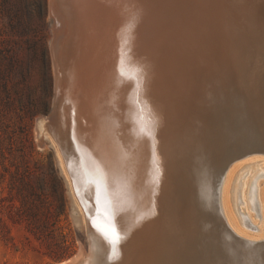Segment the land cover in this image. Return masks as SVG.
I'll list each match as a JSON object with an SVG mask.
<instances>
[{
  "label": "rangeland",
  "instance_id": "374dc122",
  "mask_svg": "<svg viewBox=\"0 0 264 264\" xmlns=\"http://www.w3.org/2000/svg\"><path fill=\"white\" fill-rule=\"evenodd\" d=\"M129 4V9L126 3L122 4L124 7L118 4L116 14L112 16L115 24H112V31L109 30L120 56L118 67L114 71L115 78L104 76V86L108 89L104 94H112L116 96V100L112 95L110 98L106 97L100 108L104 111L102 113L117 119L113 138H116V143L125 157V151L134 139L129 138L131 133L130 124L127 122V100L131 95L133 103L137 104L139 100L134 97L148 92L149 110L146 116L142 117L139 114L140 109H136L135 112L139 115H136L138 121L135 125L154 134L147 139L148 142L151 138L154 139L149 142L152 147H149V160L151 165L154 164L152 167H156L155 170L160 169L157 175L164 179L165 188L176 183L182 185V177L185 175L182 147L185 139H190L193 135H187L189 127L205 134L203 143L210 154L207 155V169L210 171L207 180H211L212 175L218 173V169H211L209 166L212 165L209 164L213 160L216 164L222 163L228 146L227 150L235 155L240 152L241 144L247 148H257L255 146L258 145L252 142V136L264 137V107L263 114H259L258 110L255 112V103L246 101V107L252 110L249 111V119H244L243 127L247 126L246 129L256 131L257 134L249 132L243 137L233 118L237 106L235 101L230 100L234 96L237 98L238 88L234 85L227 86V79L222 82L220 79L227 71L232 74L233 81L237 82L243 75H249L251 68L259 66V85L263 95L261 92L257 94L248 83L243 87L246 92L254 91L250 95L255 97L259 104L264 101V0H131ZM125 7L127 9H124ZM62 24L63 22L55 21L51 14L50 0H0V264H58L75 255L81 244L88 251V230L79 223L74 213L67 175H63L59 166L57 146L49 139L42 140L37 137L40 121L45 122V127L52 129L55 128V123L57 126L59 123L60 126L55 129H59V134L62 135L64 131L65 139L70 142L74 138L73 134H76L74 132L89 136L90 114L87 105L84 102L78 110L74 104L82 100L80 94L73 97L60 96L57 119L55 117L53 120L50 112L55 100V50L52 48L56 40L55 35L62 34ZM119 24L125 25L123 27L126 29ZM62 47H66L65 42ZM68 63L61 59L58 67L62 76L60 81L65 80ZM136 74L137 76H134ZM131 85V90H134L132 92ZM211 91L216 92L215 99ZM149 116L152 117L150 121ZM154 118L158 122L151 126ZM225 136L228 139H225ZM137 137L140 138V135ZM262 139L264 141V138ZM224 142L226 145H223ZM153 143L155 147L152 146ZM261 146H264L263 142L259 147ZM77 147L79 149L78 145ZM91 152L83 153L79 150L75 156L78 155L79 160L83 162L86 158H91ZM123 156L120 160L125 169L122 185L126 187L124 183L127 179V162ZM253 157L264 159L263 154ZM250 165L249 169L247 165L240 167L237 176L234 175L237 179L233 182L234 186L231 185L234 189H230V195L232 210L237 221H240V226L246 232L255 234L258 231L242 222L239 213L248 210L252 220L263 228L264 225L256 211L250 206L244 210L239 201L243 177L249 171L257 174L256 163ZM261 166L264 168V164ZM111 167L109 163L102 165L106 172L105 180L102 181L104 187L100 191L101 203L91 205L92 218L99 220L103 225L98 226L101 228L99 264H121V239L116 245L111 243L113 232L117 236L122 233L119 228L114 227L115 213L111 210V203L114 202V197L116 198V188H113L115 179L109 172ZM240 173L243 174L239 175ZM258 176L259 180L264 181V175ZM92 185L98 189L99 184L96 186L94 183L85 182L87 191ZM226 193L225 188L224 196ZM245 198L247 200V193ZM185 201L188 204L192 202L191 205L195 208L193 212L198 216L197 222L191 223L190 228L201 226L207 232L201 238L196 236L197 232H193V238L188 241L189 245L192 243L190 249L201 252L206 257L210 256V260H206L208 264H264V244L260 247H248L227 237L205 213L209 211L208 206L198 203L195 197L192 201L185 198ZM92 227L95 229L93 225ZM230 256L239 261H230Z\"/></svg>",
  "mask_w": 264,
  "mask_h": 264
},
{
  "label": "bare ground",
  "instance_id": "6f19581e",
  "mask_svg": "<svg viewBox=\"0 0 264 264\" xmlns=\"http://www.w3.org/2000/svg\"><path fill=\"white\" fill-rule=\"evenodd\" d=\"M130 2L131 0H50V9H51V14L54 16V20L63 22L62 30L59 28L62 34L61 36L55 35L56 40H54L55 41L54 47L52 48L55 50L53 53L55 54L54 55L55 56L54 57L55 100L53 103L51 116L52 118H54L53 120H55V117L57 119L56 115L58 111V99L60 98V96L73 97L76 94H80V96H82L81 98L82 100L80 102L77 101L74 103L75 105H77L78 110L81 108L80 106H82V104H84L85 102L90 114V122L88 125L89 136H86V134L82 135V133L79 134L77 132H74L76 134H73L74 138L72 139V142L65 139L64 131H63V135L61 133L60 135L59 129L58 130L55 129L56 127L60 126L59 123L58 126L55 123L54 126L55 125L56 126L53 129L50 127H45V122L43 121H40L38 123L39 129L37 130V137L38 138L40 137L42 140L49 139L54 146H57L56 149H57L59 166L63 175L65 174L67 175V178L66 177L65 178L67 180L68 186H70L69 191L72 197L74 213L76 214V218L79 221V223L86 226V229L88 230V243H89V246L87 247L88 251H86L83 245L81 244L75 255L58 264H99L101 262V255H100L101 228L98 226L100 225L102 227L103 225L99 220H94L92 218L91 205L93 204L98 205L99 203H101L100 197H102V194L100 193V191L104 187L102 185L103 184L102 181L105 180L104 173L106 172L105 170L102 169V165L104 163H109L112 166L109 172L111 173V176L114 177L115 179L113 183V188H116L115 190L116 198L114 197V202L112 201L113 203H111L113 204V208L111 207L112 208L111 210H113V212L115 213L113 218L114 227L119 228V230H121L122 232L119 236L121 237L120 245L122 247V251H121L122 254L120 256L121 264H175L176 251L174 252V250L176 248V245L181 246L184 240L183 239L184 232L183 229L181 230L180 221H179L180 215H182L183 212L188 222H190V219L188 218H194L195 215L197 216V214L193 212L195 208H193V206L191 205L192 202H190V204L186 203L185 198H187V200L191 199L192 201L193 197H195L198 200V203L200 202V204L205 205L208 204V201L211 197L210 187H207L208 185L206 183L207 177L209 176L208 173L210 172V171L208 172L207 169V164L209 163L207 162V160L210 154L207 153L209 151L208 149H206V145L203 143V139L205 137L203 131L196 130L193 127L192 128L189 127L187 135L190 136L192 133L193 135L189 137L190 139L187 138L185 139V143L182 147L184 154V156H182L183 158L182 162L184 165V173H185V175L182 177V182H181L182 185H180V183H176L175 185L168 186L166 189L164 179H162L161 176L157 175L158 174L157 171L160 169L155 170L156 167L153 168L152 165L154 166V164L152 163L151 165V162L149 160L151 156V151L149 149L150 147L149 142H151V140L154 139L151 138L149 142L148 140L151 137V134L152 137L154 134L152 132L148 133V131H145V129L142 130L141 128H138L135 125V122L138 121L136 120L137 117L136 115L141 114V116L144 117L146 116V112L149 110L148 107L149 104H147L149 102L147 99V97H149L148 92L140 93L137 94L136 96L134 95L135 96L134 98L136 100H139L137 104L133 103V99L131 95L127 100L128 102L127 108L129 111L126 112L128 115L127 122L128 124H130V133H131V135L129 134V138L133 137L134 139L133 140L131 139L133 143H130L127 148V151H125L126 152L125 157L122 154L123 151L116 143L115 140L116 138H113L114 137L113 132L114 129H116L117 119L112 118L110 115H107L106 113L105 114L102 113L103 110L100 108V106L103 104L102 101H104L106 97L110 98L112 95V94L110 95L104 94L106 91H108L107 87L104 86V76L108 75L109 77L115 78L114 71L118 67L119 64L118 57L120 56L119 49H117V46L114 44L113 41L114 37L111 36V34L109 33V30L112 28V24L114 23V20L112 21V16L116 14L118 4H120V6H123L126 3V7L129 9L128 6L130 5L129 4ZM126 7L124 9H127ZM135 21L136 20H133V22ZM123 22H125V19ZM126 23L125 25L128 24ZM125 25H122L121 27L124 29L125 27L123 26ZM128 25L130 26V24ZM129 28L128 30H130ZM123 35L125 36L124 32ZM123 35L122 37H124ZM64 42L66 44V47H62V44ZM60 52L63 53L60 54ZM134 55L135 54H133V56ZM135 56H137V54ZM62 58L69 62L68 66L66 67L67 71H65L66 74L64 77L66 81L65 80L60 81V78L62 76L60 75L61 71H59L58 67ZM135 64L137 65V61ZM255 67L256 68L254 67L251 68L252 72H249V75L247 76L243 75V77H241V79L238 80L237 82H235L236 80L233 81L232 74L225 70H224L225 71L224 77L220 78L221 82L223 79L225 80L227 79L226 80L227 86L234 85L235 87L238 88L237 98L234 95H232L234 97L230 100L231 102L235 101L236 104L235 106H237V108H235V112L238 115L237 111L239 110V115L240 114L243 115L244 119L246 118L249 119L248 118L250 114L249 111L252 110V109L249 110V108L246 107L247 100H251L255 103L254 109L256 113L259 111L258 112L259 114H263L262 107H264V101L259 104L258 101H256L255 97L250 95L253 94L254 91L253 93H250L248 91L246 92L245 87H243L244 85H246V83H248L252 88H254L257 91L256 92L257 94L261 92L262 89H260V85H259L261 72L259 66H255ZM134 76H137V74ZM212 78L215 79V77ZM132 81L134 83V80ZM131 87L132 85L130 86V90ZM214 92L215 91H211V95L213 99L217 97L215 96L216 92L215 93ZM113 96L114 95H112V97ZM114 99L116 100V96H114ZM127 108L125 110H127ZM138 108L140 109L141 112L140 113L138 112L139 114H136L135 111ZM246 109H248V111ZM151 116H149V121ZM152 122L153 125L151 126H155L154 123L155 122L157 123L158 120L155 121L154 118ZM209 123L211 124L210 121ZM226 127H228V125ZM137 128L139 129V131H141L140 134ZM66 129H68V127ZM250 132H252V134L253 133L255 134L256 131L253 132L252 130ZM137 135H140V138H138ZM240 137L242 139V135ZM240 137L238 139L241 141ZM225 139L228 138H226L225 136ZM53 141L56 142L55 143L56 145L54 144ZM77 145L79 146V149H77L78 148ZM223 145H226V143L224 142ZM249 145H250V140H249ZM152 146L155 147L154 143L152 144ZM228 147L227 149H229ZM255 147L260 149L252 150L249 153L234 159L227 165V167L223 171V175L221 177V182H220V188H219L220 190L219 198H220V205H221L223 217L227 225L231 228V230L236 235L241 237L244 241V242L242 241L241 242L238 241V242L243 243L248 247H260L261 245L264 244V234L263 235L261 234L264 233V226L263 228H261L259 225H257L252 220L251 214L247 212L248 210L245 213H242L241 211L239 212L242 216V220H243L242 222L244 223L246 222L249 226L253 228V230H257L258 232H256L255 234H250L240 226L241 225L240 221H237L238 219L235 218V214L233 213L232 210V198L230 195V189L232 188L231 185L234 186L233 182L236 181L237 179L236 173L239 170V168L240 167L242 168V166L244 167L247 165V168L249 169L251 167L250 164L256 163V168L258 167L256 171L257 174L254 175L255 174L254 171H249L243 177L244 180L242 181V191L239 201L241 202V205L244 207V210H246L245 208H247V206H250L253 210H255L256 214L261 219V223L264 225V181L259 180L260 176H258V175L261 176L264 175V168L263 166H261L262 164H264V159L253 157V155L256 154L264 155V146L261 147L255 146ZM225 149H223V151ZM79 150H82L83 153L92 151L93 153L91 152L92 153L91 158L90 159L86 158L82 162L81 160H79L78 155L75 156L77 151ZM152 150L154 151L155 149ZM236 153H239V151ZM122 156L126 159L127 162V179H126V183H124L126 184V187L122 185L123 174H125V169L124 167L121 166L120 163ZM245 158L247 160H243ZM212 162H210L209 164L212 166L209 167H211V169L213 168V170H216V168L214 167H218L220 165L219 163H221L219 162L216 164L214 163V160ZM243 173H240L239 175ZM234 175L236 176L234 177ZM233 178H235V180ZM85 182L94 183L96 186L97 184H99L98 189H96V187L92 185L90 189H88L87 191L88 187L87 188L85 187ZM225 188L227 192L226 196H224ZM232 189H234V187ZM233 193L234 192L232 191V195ZM245 193L248 194L247 200L245 198ZM122 206L123 209H121ZM96 222H98V224ZM92 225L95 227V229L92 227ZM191 244L192 243H190V246ZM235 251L233 252L236 254ZM238 261L239 260L236 258V263Z\"/></svg>",
  "mask_w": 264,
  "mask_h": 264
},
{
  "label": "water",
  "instance_id": "95a60500",
  "mask_svg": "<svg viewBox=\"0 0 264 264\" xmlns=\"http://www.w3.org/2000/svg\"><path fill=\"white\" fill-rule=\"evenodd\" d=\"M51 112V111H50ZM238 115L236 112H234L233 114V118L235 119L236 123H237V127L239 128V130L242 132V134L244 136H246V134H248L250 132L249 129H246V127H243L244 125V117L243 115H239V110L237 111ZM245 129H243V128ZM245 132V133H244ZM252 142H254L255 144L258 145V147L260 145H262L263 139L260 137H252ZM240 144V143H239ZM240 152L236 155H232L231 152H229V150L226 151V157H225V162L223 161L216 169L218 173L214 174L215 176L212 175V179L211 180H207V187H210V199L208 201V204H205L204 206H208L209 207V211H205V213L207 215L210 216V218H212V220L215 222V224H217V226L223 231V233L227 236V237H231L232 239H234L235 241H243V239L241 237H239L238 235H236L231 228L227 225L224 217H223V213H222V209H221V205H220V198H219V188H220V182H221V177L223 175V171L224 169L227 167V165L233 161L234 159L243 156L247 153H249L252 150H258L260 148H256V149H249L245 146H243L242 144L240 145ZM222 167V169H221ZM59 168V167H58ZM221 169V170H220ZM190 219V222H188L185 218V215L182 212V215H180L179 221H180V227L181 230L183 229V242L181 246H177L174 250V252L176 251V262L175 264H208L207 263V258L209 259V256L206 257V255H202L201 252H194L193 250L190 249V245L188 243L190 238L192 237V233L193 232H197V237L201 238L204 237L206 232V229H203V227L198 226L195 227H191V223H196L198 216H194V218H188ZM197 228V229H196ZM182 232V231H181ZM203 257H205L206 259H204ZM234 257L230 256L229 260L230 261H236L233 260Z\"/></svg>",
  "mask_w": 264,
  "mask_h": 264
},
{
  "label": "snow or ice",
  "instance_id": "6c2138e0",
  "mask_svg": "<svg viewBox=\"0 0 264 264\" xmlns=\"http://www.w3.org/2000/svg\"><path fill=\"white\" fill-rule=\"evenodd\" d=\"M120 239L121 237L117 236L115 232H113L112 237H111V243L113 245H116L117 243H119Z\"/></svg>",
  "mask_w": 264,
  "mask_h": 264
},
{
  "label": "trees",
  "instance_id": "16d2710c",
  "mask_svg": "<svg viewBox=\"0 0 264 264\" xmlns=\"http://www.w3.org/2000/svg\"><path fill=\"white\" fill-rule=\"evenodd\" d=\"M58 258H60V256H58Z\"/></svg>",
  "mask_w": 264,
  "mask_h": 264
}]
</instances>
